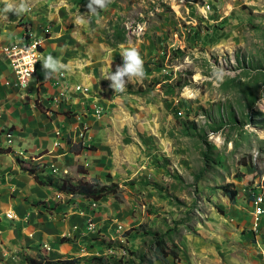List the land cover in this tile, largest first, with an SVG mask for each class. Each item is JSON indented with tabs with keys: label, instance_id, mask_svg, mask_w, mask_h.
<instances>
[{
	"label": "rangeland",
	"instance_id": "rangeland-1",
	"mask_svg": "<svg viewBox=\"0 0 264 264\" xmlns=\"http://www.w3.org/2000/svg\"><path fill=\"white\" fill-rule=\"evenodd\" d=\"M27 3V14L0 18V32L35 37L44 57L70 70L45 80L41 56L19 89L0 49L11 109L1 112L11 123L0 133V154L21 171L34 167L32 157H49L39 179L118 186L95 202L25 171L11 175L26 196L14 197L38 205L31 211L43 225L39 264L79 257L138 264L139 255L140 264H264V0H111L99 24L92 16L81 25L88 0ZM122 45L137 48L145 76L115 93L105 78L123 65ZM62 85L72 87L50 99ZM226 184L239 192L235 203L220 188ZM147 232L161 236L165 253Z\"/></svg>",
	"mask_w": 264,
	"mask_h": 264
},
{
	"label": "crops",
	"instance_id": "crops-1",
	"mask_svg": "<svg viewBox=\"0 0 264 264\" xmlns=\"http://www.w3.org/2000/svg\"><path fill=\"white\" fill-rule=\"evenodd\" d=\"M23 41H25V38L23 35L20 36L19 34H13L12 36H10V35L5 34L4 36L0 32V49L4 46L11 45L12 43L13 44L22 43ZM41 56L44 57L43 51H41ZM5 64L7 67V70L5 71V73L10 74L11 79H13L14 75H13V72H12V69L9 63L6 61ZM6 67H4V63L0 61L1 74H2L1 68L5 70ZM38 67H37V70H38ZM72 84L74 83L70 82V85ZM68 87H72V86H68V85H65V86L62 85L61 87L57 86L58 90L56 89L55 91H58V92H56L55 95L51 96L50 99L52 98L54 101L55 100L60 101V96L58 95H62L61 93H64V92L66 94L67 93L66 89ZM5 88L6 87L4 86V83H1L0 84V118L2 117L1 112H3L4 115L6 114L7 116L11 113V109L8 108L9 106L6 107L5 105L7 102L6 99L4 98L7 94L5 93L6 92ZM30 89H31V86H29V90ZM48 90L53 92L54 87H49ZM70 94L71 93H68V95H66L68 96L67 97L68 101L72 97ZM1 107L2 108L5 107L3 111L1 110ZM37 111L39 110H36L35 112ZM10 123H11V120H9L8 117H6L5 120H0L1 135L5 134V130H6L5 126H7ZM51 123L55 124V121H52ZM13 138L17 139V135L16 137L13 135ZM1 139H2V136H0V140ZM15 139H13V141ZM3 146L4 145H2L0 142V148H3ZM2 156L3 155L0 154V264H28L26 262V258H28V256L31 258H35L37 256L36 259H39V261L43 262V259H41L42 254H39V250L43 248L41 246L42 237H43L41 227H43V225L40 222V220L36 218L37 212L31 211V209L34 206H38L37 202L35 204L32 203L33 206H30L24 199L22 200V199L14 197L15 194H17V192H20V194H22L23 196L25 195L22 193V189L17 186V183H13L11 181V177H12L11 175L14 174L15 177H18L24 171H21L19 166L15 164L14 157H11L12 155L9 154V155H6V157H2ZM25 158H28V157H25ZM45 158L46 157H32L31 159H33L36 162V163H32L34 165L33 168L37 170L38 167L42 166L40 164H42L43 162H44V165L49 167V165L47 164H49L52 161L48 159L49 157H47L46 159ZM56 158L58 157H55V159ZM48 172L53 174L51 168L48 169ZM27 174L29 173L27 172ZM30 176L34 177L33 175H30ZM38 187H40V185ZM33 209L36 210V208H33ZM6 212H11L15 219L12 220V219L6 218L5 216ZM33 221L34 223H32ZM59 246H60L58 249L59 251L57 253L62 254V255L68 253L67 251L69 250H68L67 244H63ZM58 260H61V259L60 258L52 259L51 261H49V263L52 261H58ZM64 260H68V259H64Z\"/></svg>",
	"mask_w": 264,
	"mask_h": 264
},
{
	"label": "clouds",
	"instance_id": "clouds-1",
	"mask_svg": "<svg viewBox=\"0 0 264 264\" xmlns=\"http://www.w3.org/2000/svg\"><path fill=\"white\" fill-rule=\"evenodd\" d=\"M2 2L4 6L0 8V18L3 19H7L9 13L20 17L31 10L27 0H2ZM110 3L111 0H88V17L85 18L84 15L80 14L77 17L76 24L87 23L88 19L92 16L97 17L96 23L99 24L101 22L100 12L105 10ZM119 55L123 58V65L117 66L115 72L111 71L105 78L111 81L110 87L115 93L124 92L127 89L126 84L128 82H132L134 79H143L145 76L144 62L137 48L122 45ZM41 65L45 80L56 78L70 70L69 65L52 55L44 57Z\"/></svg>",
	"mask_w": 264,
	"mask_h": 264
},
{
	"label": "trees",
	"instance_id": "trees-1",
	"mask_svg": "<svg viewBox=\"0 0 264 264\" xmlns=\"http://www.w3.org/2000/svg\"><path fill=\"white\" fill-rule=\"evenodd\" d=\"M40 52H41V48H40ZM3 152L5 151H0V153H3ZM6 153H9V152L7 151ZM23 170L33 175L34 178L37 180V182L42 186H48V187L54 188L56 191L60 193H65V194L72 195V196H81L82 198H85L87 200H92L95 202L100 201L107 195H111V194L114 195L117 192V188H118L116 184L100 185L99 183H90V182L88 183V182H82V181L74 184L69 179L56 180V179H53L51 176H45L44 179L43 178L39 179L36 174L35 168L24 166ZM220 188L222 192L224 193V195L229 198L231 203L236 202L239 192L233 188L232 184H226V185L220 186ZM146 234L151 235L155 240L157 249L160 252H162V254L165 253L164 251L165 248L163 247L164 242L161 236H159L158 233L156 232H151V233L147 232ZM63 241L64 240L60 242H63ZM65 243L66 242L64 241L61 244H65ZM172 256L175 257L174 255ZM138 259H139L138 264H140V262L144 261V256L139 255ZM80 260H83V261L85 260V262L89 264H112L111 260L106 257H91L90 259H84V258L81 259L79 257L78 259H72V260L52 261L48 264H81ZM40 262L41 261L36 263L35 259H30L28 261V264H39ZM132 264H134L133 261H132ZM149 264H152V262H149Z\"/></svg>",
	"mask_w": 264,
	"mask_h": 264
},
{
	"label": "built area",
	"instance_id": "built-area-1",
	"mask_svg": "<svg viewBox=\"0 0 264 264\" xmlns=\"http://www.w3.org/2000/svg\"><path fill=\"white\" fill-rule=\"evenodd\" d=\"M28 34V33H26ZM32 35V34H31ZM41 42L35 37L27 38L22 43H15L1 48V52L7 58L15 80V86L19 89H26L34 77L36 65L41 57ZM83 86H76L80 91ZM263 202V194L260 193L254 199L256 208L255 219L263 213L260 204ZM12 218L11 214L7 215Z\"/></svg>",
	"mask_w": 264,
	"mask_h": 264
},
{
	"label": "bare ground",
	"instance_id": "bare-ground-1",
	"mask_svg": "<svg viewBox=\"0 0 264 264\" xmlns=\"http://www.w3.org/2000/svg\"><path fill=\"white\" fill-rule=\"evenodd\" d=\"M52 169H53V168H52ZM56 171H57V170L53 169V173H57ZM94 204H95V203H94ZM95 207H96V206H95ZM122 229H123V228H122Z\"/></svg>",
	"mask_w": 264,
	"mask_h": 264
}]
</instances>
